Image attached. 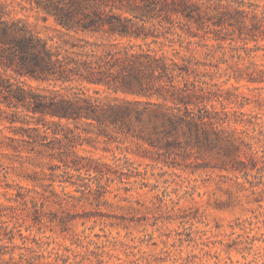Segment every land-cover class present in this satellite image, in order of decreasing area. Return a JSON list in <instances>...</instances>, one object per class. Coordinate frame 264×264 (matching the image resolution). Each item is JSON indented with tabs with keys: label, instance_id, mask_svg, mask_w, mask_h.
Listing matches in <instances>:
<instances>
[{
	"label": "rangeland",
	"instance_id": "374dc122",
	"mask_svg": "<svg viewBox=\"0 0 264 264\" xmlns=\"http://www.w3.org/2000/svg\"><path fill=\"white\" fill-rule=\"evenodd\" d=\"M158 1L0 0L3 20L31 35L38 49L44 46L52 53L55 63L51 69L37 70L33 75L18 74L12 69L6 73L26 89L42 95L146 99L120 89L115 91V73L120 65L112 56L126 51L153 53L152 48L158 53L169 50L160 43L161 36L155 37L161 31L177 42L163 13L144 19L140 16L141 7ZM161 22L168 27L162 28ZM173 23L175 30H187L183 22ZM112 24L127 29L118 27L112 31ZM86 62H90L93 78H102L108 85L89 82L76 74L86 72ZM191 75L198 76L194 72ZM222 79L215 81L226 89L230 82L223 83ZM236 85L250 101L242 109L258 112L264 119V109L255 105L257 97L264 100V88L245 81ZM215 104L218 106L216 101ZM37 117L30 113L22 123L13 125L0 120V204H15L9 198L16 184L32 188L34 184L50 183V196L44 200L39 220L34 219L29 202V210L23 206L13 211L5 209L7 215L13 214L9 226L15 221L20 223L28 239L16 233L15 244L7 243L3 259L12 256L17 264H264V191H259L258 186V192L253 193L249 183L237 184L231 173L219 167L214 155L194 147L166 151L137 139L132 131L88 125L84 120L70 123L81 135L73 141L74 146L69 150L57 148L50 136L42 142L28 136L33 134L28 129L33 126L42 133L43 120L37 124ZM5 136L24 138L15 143L18 151L8 146L12 142H7ZM71 150L100 167L99 172L82 170L92 188L98 183L105 186L99 198H91L92 203L69 183H64L62 190L58 181L57 174L64 167L59 156L69 158L72 154L67 151ZM118 157L122 165L115 167ZM51 189L58 194H72V203H59ZM34 239L43 246L39 247ZM21 252L25 254L22 258Z\"/></svg>",
	"mask_w": 264,
	"mask_h": 264
},
{
	"label": "trees",
	"instance_id": "16d2710c",
	"mask_svg": "<svg viewBox=\"0 0 264 264\" xmlns=\"http://www.w3.org/2000/svg\"><path fill=\"white\" fill-rule=\"evenodd\" d=\"M161 13L171 24L169 28L174 29L177 45L172 37L161 31L155 37L161 36L160 43L167 45L169 50L158 53V49L150 48L153 53L145 50L114 53L113 60L120 65L115 73L118 79L115 91L120 89L146 98L122 100H103L78 94L42 95L13 81L10 74L6 73L7 69L18 74L33 75L37 70L42 72L49 67L51 69L55 63L51 52L44 46L38 49L37 41L31 35H26L15 24L3 20L0 14V69L3 70L0 71V120L13 125L22 123L30 113L31 116L39 115L36 123L42 119L44 128L41 133L38 126L29 127L33 132L28 134L30 139L42 142L50 136L58 144L57 148L64 147L67 150L74 146L73 141L81 137L79 131L70 125L77 120H84L88 125L96 123L99 126L117 127L120 132L132 131V136L137 139L146 140L150 145L170 152L194 147L214 155L219 167L231 173L237 184L249 183L253 193L258 192V186L261 187L259 191H264V119L258 112L242 109L250 101L238 91L239 86L236 85L245 81L258 84L256 88H264V2L159 0L147 2L141 7L140 16L144 19V16L154 14L157 17ZM174 20L183 22L187 30H175ZM161 26L165 29L168 27L163 22ZM118 27L112 24L111 30L115 31ZM126 27L121 26L120 29ZM120 29L117 31L121 33ZM152 41L157 42L156 39ZM84 65L86 72L76 74L89 82L108 85L102 78H93L90 62ZM176 68L180 71H176ZM75 71H79V68H75ZM192 72L198 76L191 75ZM61 77L70 79L69 76ZM163 77H167L168 81H164ZM218 77H223V83L230 82V86L221 88L215 81ZM152 97L156 100L152 101ZM255 101L258 109H264V100L257 97ZM23 111L26 113L22 115ZM45 116H49L50 121L45 120ZM100 131L98 134L102 133ZM5 138H8L7 142H12L8 146L15 151H18L15 143L24 140L23 137L15 136ZM64 153L72 156H59L64 165L57 174L62 190L64 183H69L81 193L82 198L92 203L91 198H99L105 186L98 183L92 188L85 181L88 177L82 170L99 172V165L77 156L73 150ZM116 160L118 162L114 166H121L122 158ZM47 186L50 183L34 184L32 188L16 184L15 192L9 198L15 204L9 207L0 204V264H17L12 256L9 259L2 258L7 253V243L15 244L16 233L28 239L22 234L20 223L15 221L9 226L13 214L7 215L5 209L13 211L16 206H23V209L29 210L31 207L34 219L39 220L44 200L50 196ZM51 192L59 199V203L66 206L74 199L66 191L58 194L51 189ZM35 242L39 247L44 244L37 240ZM23 256L25 254L21 252L20 258Z\"/></svg>",
	"mask_w": 264,
	"mask_h": 264
}]
</instances>
